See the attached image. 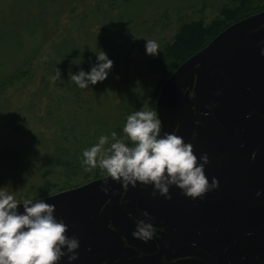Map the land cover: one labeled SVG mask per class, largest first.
<instances>
[{"label":"rangeland","instance_id":"obj_1","mask_svg":"<svg viewBox=\"0 0 264 264\" xmlns=\"http://www.w3.org/2000/svg\"><path fill=\"white\" fill-rule=\"evenodd\" d=\"M251 2L247 9H264V0ZM240 3L0 0V188L23 204L108 178L98 167L84 171V150L101 135L122 136L127 116L143 107L158 115L169 79L157 62L166 49L186 26L246 16ZM146 39L158 43L156 56L146 54ZM99 48L113 69L106 81L79 89L69 73L90 72Z\"/></svg>","mask_w":264,"mask_h":264},{"label":"flooded vegetation","instance_id":"obj_2","mask_svg":"<svg viewBox=\"0 0 264 264\" xmlns=\"http://www.w3.org/2000/svg\"><path fill=\"white\" fill-rule=\"evenodd\" d=\"M236 52L231 49L205 65L229 104L226 112L213 108L208 91L202 92L201 68L181 85L195 115L189 143L198 160L208 155L205 173L209 183L213 177L219 181V188L193 200L172 186L167 199L154 196L152 186L138 184L125 189L118 204L109 200L97 216L65 222L55 213L68 226L66 234L79 239L74 264H264V143L258 150L264 120L252 114V92L223 70V60ZM183 123V113H177L172 132L178 135ZM138 220L157 229L153 240L133 237ZM60 264H68V258Z\"/></svg>","mask_w":264,"mask_h":264},{"label":"clouds","instance_id":"obj_3","mask_svg":"<svg viewBox=\"0 0 264 264\" xmlns=\"http://www.w3.org/2000/svg\"><path fill=\"white\" fill-rule=\"evenodd\" d=\"M146 40V54L156 56L158 43ZM261 54L264 55V49ZM95 55L97 62L90 72L69 73L70 81L79 89L106 81L113 69L114 62L104 50ZM60 78L58 71L53 80ZM161 123L155 111L144 107L128 115L122 136L114 131L110 136L101 135L95 145L84 150L81 162L84 171L98 167L102 175L121 183L124 189L138 184L152 186L154 196L159 193L167 199H171L172 186L193 200L218 189L219 181L213 177L209 183L205 173L208 155L203 154L198 160L193 145L174 132L162 134ZM101 190L108 192L107 186ZM19 205L14 194L0 188V264H60L64 257L68 258V264H74L79 259V239L66 234L68 226L57 220L54 205L45 200H25L23 213L18 211ZM143 215L151 219L147 212ZM156 233L151 223L138 220L132 235L147 243Z\"/></svg>","mask_w":264,"mask_h":264},{"label":"water","instance_id":"obj_4","mask_svg":"<svg viewBox=\"0 0 264 264\" xmlns=\"http://www.w3.org/2000/svg\"><path fill=\"white\" fill-rule=\"evenodd\" d=\"M234 48L237 52L234 55L229 54L223 60V70L227 77L236 79L252 92V114L264 120V55L261 54V50L264 49V12H262L232 26L173 74L157 104L164 133H173L176 115L183 113L184 123L178 136L182 137L185 143L191 140L195 128V115L181 85L183 79L196 69L201 68L202 92L208 91L213 108L219 107L221 112H226L229 104L223 100L218 89L207 76L205 65ZM214 120L218 123L216 119ZM263 143L264 141L258 148L259 153L263 150ZM105 186L108 188L107 193L101 190ZM91 189L94 191H90ZM124 190L121 183L105 178L91 184L87 189H76L43 200L54 205L55 213L66 222L72 217H82L92 213L97 216L109 200L114 199L118 204ZM18 211L23 213L22 204L18 206Z\"/></svg>","mask_w":264,"mask_h":264},{"label":"trees","instance_id":"obj_5","mask_svg":"<svg viewBox=\"0 0 264 264\" xmlns=\"http://www.w3.org/2000/svg\"><path fill=\"white\" fill-rule=\"evenodd\" d=\"M241 1V6L245 8L246 16L242 18H238L234 22L231 20L226 23V19L215 22L210 27H205L203 25H189L186 26L181 33L178 35L175 43L166 49L163 58L158 60L157 64L160 65L159 68L165 69V76L167 79H170L172 74L178 69L179 66L188 61L191 57L195 56L200 51L204 50L207 46H209L217 36L221 35L222 32H225L226 29L233 26V23H236L242 19L250 17L253 14L259 13L258 8L255 9H247V4H252L251 0H237ZM242 7V8H243ZM241 9H235V11L231 14H228V18L233 15H238L241 12ZM255 10V11H254ZM261 11H264L261 10ZM260 11V12H261ZM254 12V13H253ZM158 96V92L155 95L154 102H156ZM155 107V105H154Z\"/></svg>","mask_w":264,"mask_h":264}]
</instances>
